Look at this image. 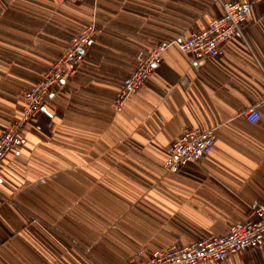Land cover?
Segmentation results:
<instances>
[{
	"label": "crops",
	"instance_id": "0c3cea01",
	"mask_svg": "<svg viewBox=\"0 0 264 264\" xmlns=\"http://www.w3.org/2000/svg\"><path fill=\"white\" fill-rule=\"evenodd\" d=\"M248 9L220 56L196 61L171 45L116 106L153 46L205 28L220 5L0 0V132L71 37L95 28L75 74L0 161V264H115L139 248L224 234L264 206V0ZM195 127L214 130L210 152L166 172V147ZM199 264H264V247Z\"/></svg>",
	"mask_w": 264,
	"mask_h": 264
},
{
	"label": "built area",
	"instance_id": "2783aa9c",
	"mask_svg": "<svg viewBox=\"0 0 264 264\" xmlns=\"http://www.w3.org/2000/svg\"><path fill=\"white\" fill-rule=\"evenodd\" d=\"M221 8V15L211 19L205 28L189 36L174 40H162L153 46L146 56L137 62L135 69L120 88L115 104L123 101L144 82L162 60V53L171 45L199 61L220 56L224 44L234 35H242V24L247 20L248 8L262 0H213ZM95 34L92 23L83 26L71 37L67 47L49 66L41 81L27 89L19 115L0 132V161L21 144L20 129L25 122L34 118L43 108L48 95L63 86L73 76L84 50ZM258 103L243 113L245 120H258ZM215 133L211 128L195 127L184 131L166 147L162 161L168 173H177L188 163H195L208 154L214 144ZM264 247V206L252 209L243 222L231 224L224 234L209 235L185 245L168 244L164 248L147 250L139 248L115 264H199L206 261H220L233 252Z\"/></svg>",
	"mask_w": 264,
	"mask_h": 264
},
{
	"label": "rangeland",
	"instance_id": "374dc122",
	"mask_svg": "<svg viewBox=\"0 0 264 264\" xmlns=\"http://www.w3.org/2000/svg\"><path fill=\"white\" fill-rule=\"evenodd\" d=\"M84 26H85V25H84ZM134 69H135V68H134ZM134 69H133V70H134ZM115 105H116V104H115ZM116 106H117V105H116ZM102 242H103V243H106V244L109 243V244H112V245H113V241H107V240H104L103 238H102ZM106 258H107V256H106Z\"/></svg>",
	"mask_w": 264,
	"mask_h": 264
}]
</instances>
